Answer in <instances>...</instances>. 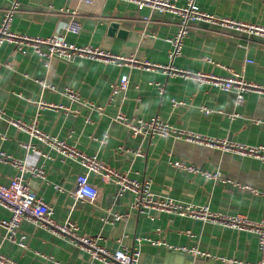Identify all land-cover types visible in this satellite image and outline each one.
<instances>
[{"label":"crops","instance_id":"0c3cea01","mask_svg":"<svg viewBox=\"0 0 264 264\" xmlns=\"http://www.w3.org/2000/svg\"><path fill=\"white\" fill-rule=\"evenodd\" d=\"M13 1L18 5L8 24L13 33L42 38L61 34L70 44L134 61L85 57L68 61L54 56L45 67L31 47L18 50L7 43L0 45V150L24 167V181L50 204L54 219L73 221L80 233L100 237L99 242L110 251L137 247L139 264H255L264 260V247L259 246L256 234L157 211L137 214L130 206L132 193H117L115 185L95 174L89 179L99 188V199L92 204L74 202L70 193L81 171L79 165L62 162L54 150L10 123L19 120L33 125L84 153L97 155L132 179H149L157 195L208 205L227 215L241 214L251 221L264 220L263 163L172 136L133 137L114 119L118 112L128 118L157 116L200 136L263 143L264 123L256 121L264 117V93H247L243 104L236 105L234 91L170 75L162 67L218 76L237 73L264 85V37L198 21L170 63L168 39L179 29L178 19L171 14L138 9L122 0H0V23ZM175 1L182 5L186 0ZM197 4L216 17L264 26V0H199ZM72 11L77 13L78 33L66 31ZM136 61L156 66L143 67ZM123 75L128 78L125 93L109 102L111 85ZM66 89L76 93L79 101H72ZM136 150L142 156L135 155ZM35 151L51 158L39 157ZM175 159L218 173L219 178L179 171L170 166ZM41 165L44 178L28 172ZM17 172L12 164L0 162V183L8 184ZM107 212L127 216L105 223L101 217ZM8 217L9 212L0 206V221ZM19 232L26 236L23 247L7 240L0 226V253L17 263L102 264L90 261L78 244L31 220H22ZM182 247L209 256L176 250Z\"/></svg>","mask_w":264,"mask_h":264},{"label":"built area","instance_id":"2783aa9c","mask_svg":"<svg viewBox=\"0 0 264 264\" xmlns=\"http://www.w3.org/2000/svg\"><path fill=\"white\" fill-rule=\"evenodd\" d=\"M122 1L132 3L138 9L149 8L160 13L171 14L178 19L179 29L171 39H168V42L171 45L168 55L170 63H172L173 59L180 54L184 38L187 36L191 26L198 21L208 22L221 27L242 31L247 34L264 37V26L249 24L226 17H216L205 13L198 7L197 3L199 0H186L182 5L177 4L175 0ZM17 6V2L13 1L10 8L6 10V15L0 23V45L7 43L13 45L14 48L18 50H22L25 47H31L34 53L41 59V62L45 67H48L49 60L54 56L68 61L75 57H85L95 61L125 60L134 62L131 58L119 57L99 48L70 44L66 42L64 36L61 34L42 38L13 33L9 31L8 24L14 11L17 9ZM76 14L75 11L71 12L72 19L67 25L66 31L71 33L79 32L80 24L75 19ZM137 63L143 67L156 66L150 65L147 62ZM162 68L169 69V71H171L169 72L170 75H180L184 78H193L199 83H209L223 91H234L236 105L243 104L244 95L247 93H264V85L246 81L237 73H232L228 76H218L213 73H190L188 71H181L172 65H166ZM127 87L128 78L123 75L111 85L110 96L108 99L109 102H112L116 96L123 95ZM160 90L162 92V87H160ZM65 94L72 101H79L78 96L73 91L66 89ZM40 107L51 108L54 106L41 105ZM94 108L98 112L102 110L101 107ZM204 112L206 114L209 113V111L205 109ZM1 116L2 111L0 110V117ZM114 119L124 124L128 128L130 135L133 137L143 136L151 139L154 137L172 136L176 139H184L189 142L204 144L208 147L217 148L222 151H229L251 157L264 164V142L250 145L231 142L225 138L200 136L196 133L173 127L157 116L148 119L128 118L121 112H118ZM10 123L28 132L31 137L54 150L62 162L73 161L79 165L81 171L76 176L75 187L70 193L74 202H87L92 204L99 199V188L89 179L91 174H95L100 176L102 181L115 185L117 193H132L134 199L130 206L137 214H147L151 211H157L198 219L208 223H216L239 231L254 233L258 237L259 246L261 248L264 247V220L251 221L241 214L227 215L225 213L212 211L208 205L183 203L172 197L157 195L152 192L151 181L149 179L143 181L132 179L126 173L120 172L104 163L97 155L84 153L76 149L75 146L67 145L65 142L59 141L56 137L40 131L33 125H24L19 120H11ZM256 123H264V117L258 119ZM25 147L28 148L29 146L27 145ZM35 152L39 157L46 159L51 158L47 154H42L38 151ZM135 155L142 156V152L136 150ZM0 162H8L12 164L18 171L17 174L10 179L8 184L0 183V206L9 212V217L0 221V226L4 229L7 240L18 244L21 247L24 246L26 236L19 232V224L22 220L27 219L43 225L52 232L78 244V246L86 252L90 261H98L102 264H139L140 251L137 247H124L122 249L110 251L99 242L100 237L80 233L77 224L73 221L66 220L63 223L57 222L53 217V210L50 204L37 196L24 181L22 175L24 167L1 150ZM169 163L170 166L179 171L203 175L207 179L219 178L218 173L205 171L199 166L186 163L179 159L171 160ZM28 172L33 176L44 178V169L42 165L34 166L29 169ZM54 186L58 190L61 189L58 185ZM242 188L251 189L247 186H242ZM126 216L127 215L107 212L104 217H101V219L107 223L118 221ZM139 240H141V238H139L138 241ZM176 250H181L184 253L197 257L209 256L207 253H203L195 248L186 249L182 247ZM0 264L20 263L7 259L0 253ZM255 264H264V260L262 259Z\"/></svg>","mask_w":264,"mask_h":264}]
</instances>
